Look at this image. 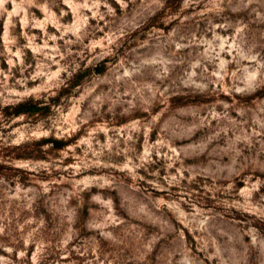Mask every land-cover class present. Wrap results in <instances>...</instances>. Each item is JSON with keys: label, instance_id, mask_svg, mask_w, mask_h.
Returning a JSON list of instances; mask_svg holds the SVG:
<instances>
[{"label": "rangeland", "instance_id": "rangeland-1", "mask_svg": "<svg viewBox=\"0 0 264 264\" xmlns=\"http://www.w3.org/2000/svg\"><path fill=\"white\" fill-rule=\"evenodd\" d=\"M0 264H264V0H3Z\"/></svg>", "mask_w": 264, "mask_h": 264}, {"label": "clouds", "instance_id": "clouds-1", "mask_svg": "<svg viewBox=\"0 0 264 264\" xmlns=\"http://www.w3.org/2000/svg\"><path fill=\"white\" fill-rule=\"evenodd\" d=\"M3 3V0H0V4H2Z\"/></svg>", "mask_w": 264, "mask_h": 264}]
</instances>
